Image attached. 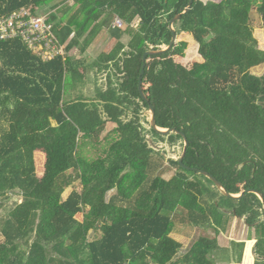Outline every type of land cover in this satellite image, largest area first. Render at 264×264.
Masks as SVG:
<instances>
[{
	"label": "trees",
	"instance_id": "trees-1",
	"mask_svg": "<svg viewBox=\"0 0 264 264\" xmlns=\"http://www.w3.org/2000/svg\"><path fill=\"white\" fill-rule=\"evenodd\" d=\"M188 2L0 0V20L25 9L46 16L61 44L71 35L64 54L48 60L18 38L0 39V264H239L246 241L218 243L229 217L254 231L253 264H264L258 197L225 198L168 157L180 155L182 138L150 128L137 90L144 64L156 126L187 137L184 165L208 172L230 194L253 189L264 197V45L251 24L255 9L264 39V0H220L215 17H205V3L193 0L173 23V47L143 61L145 52L169 44V21ZM115 18L122 27H113ZM102 34L115 40L118 53L91 58ZM184 34L203 60L195 68L175 60L186 49L177 40ZM73 48L76 57L68 55ZM259 66L260 75L250 73ZM107 125L112 129L101 138ZM110 135L104 157L78 156L79 140ZM34 152L44 154L41 177ZM167 166L174 173L164 179ZM77 180L81 188L62 199ZM12 196L21 201L9 205ZM78 213L82 234L72 244L65 236ZM173 217L202 232L180 257Z\"/></svg>",
	"mask_w": 264,
	"mask_h": 264
},
{
	"label": "rangeland",
	"instance_id": "rangeland-1",
	"mask_svg": "<svg viewBox=\"0 0 264 264\" xmlns=\"http://www.w3.org/2000/svg\"><path fill=\"white\" fill-rule=\"evenodd\" d=\"M205 3V7L203 9V14L205 17H215L218 12V4L220 0H201ZM68 11V9H66ZM251 24L253 27V36L256 38L259 47H263L264 39L262 37V29H261V21L256 13V10L253 9L251 12ZM71 35H68L65 42L62 43V46H65L68 40L70 39ZM178 41L186 42V49L183 52L182 57H175L176 62L183 64L187 68H195L199 66L203 60L198 56L196 50L197 46L195 45L194 41L192 40L191 36L189 35H181L177 38ZM116 42L113 39H109L106 34H102L97 36L94 40V43L90 47L89 54L91 58L96 57L100 52L111 53L116 55L118 51L115 48ZM68 55L71 57H76L78 55V51L76 49H71L68 52ZM263 66L256 67L250 71L251 74L260 75L262 73ZM147 114V111L145 112ZM148 115V114H147ZM112 126H105L104 131L101 134V138L106 136L109 131H111ZM113 137L115 135H110L107 139L103 138L99 142H94L92 139H84L79 140L78 144V156L85 159L87 162H92L98 158L104 157L108 146L110 145ZM160 148V146H156ZM162 147V146H161ZM168 151V150H167ZM181 154V153H180ZM168 157L172 159H179L180 155L177 152L171 153ZM33 161H34V170L37 177H41L43 174V164H44V154L42 152H34L33 153ZM73 172L69 171L67 174L73 175ZM174 171L166 167L165 172L163 173L164 179H169L173 175ZM196 179L204 184H209L207 181L202 178L201 176L196 175ZM81 188L80 182L77 180L72 186H69L65 189L62 194V199H66L67 196L73 190H79ZM21 201L20 198L16 196H12L10 200H8L9 205L12 202L19 203ZM184 207L180 206L177 207L176 214L182 216L184 214ZM76 225L72 231H70L66 236L65 239H68L72 244L76 243L81 234H82V214L78 213L75 215ZM174 227L173 231L171 232V237L178 241L181 244V249L179 250L177 257L182 256L190 246L197 240L199 235L202 234L201 230L195 226L190 224H186L184 222H180L178 217L174 218ZM230 226L228 230L221 234L218 237V243L221 247L228 248L231 246L232 241H246L245 247L243 250L242 260L239 264H253L254 263V254H253V246H254V231L250 230L241 219L235 217H229ZM210 232H208V235ZM251 238V240H247ZM2 243V239L0 237V244ZM247 252L250 254L247 255ZM248 256V257H246ZM215 264H223L218 263L217 261ZM225 264V263H224ZM227 264V263H226ZM234 264V263H228Z\"/></svg>",
	"mask_w": 264,
	"mask_h": 264
},
{
	"label": "built area",
	"instance_id": "built-area-1",
	"mask_svg": "<svg viewBox=\"0 0 264 264\" xmlns=\"http://www.w3.org/2000/svg\"><path fill=\"white\" fill-rule=\"evenodd\" d=\"M119 18L114 19L113 27H122ZM20 39L33 53L44 60L64 54V46L55 38L52 25L46 16L33 17L28 10L22 9L0 20V39Z\"/></svg>",
	"mask_w": 264,
	"mask_h": 264
},
{
	"label": "water",
	"instance_id": "water-1",
	"mask_svg": "<svg viewBox=\"0 0 264 264\" xmlns=\"http://www.w3.org/2000/svg\"><path fill=\"white\" fill-rule=\"evenodd\" d=\"M192 3H193V0H189L187 7L182 11V13L175 15L169 21L168 29H169V31L171 33V40H170L169 44L166 47H164V48H162L160 50H151V51L145 52L144 55H143V61L146 60V57L147 56H158V55H162V54L168 52L173 47V45H174V43L176 41V32L173 29V23L175 21L179 20L184 14L188 13V11L191 9ZM144 67H145V65L143 64L142 65V69L140 71V76L138 78L137 90H138L139 96L141 97V99L147 105V114H148V123H149V126L157 134H160V135H168L169 133H174L176 135H179L182 138L183 148H182L180 157L178 159L179 165L183 169H185L187 171L198 172L200 175H202L205 178H207L212 183L213 187L216 189V191L221 196H223L225 198H228L230 200L238 201L245 194H254V195H256L258 197V199L260 200V202L262 204V208L264 210V197H263V194H261L260 192H258L256 190H253V189H248V190L241 191L237 195L230 194V193H228L226 191V189L224 188V186L214 176H212L208 172L203 171V170H198V169H195V168H190V167L184 165L183 159H184V156L186 154L187 147H188L187 137H186V135L182 131L177 130V129L173 128V127L163 129V128H158L156 126V123H155V111H154V108L152 106L151 99L149 98V96L145 95V93H144V88H143V83H142V76H143V73H144Z\"/></svg>",
	"mask_w": 264,
	"mask_h": 264
}]
</instances>
